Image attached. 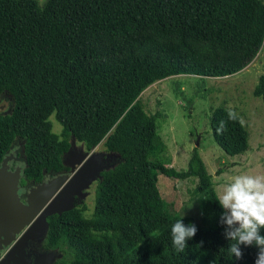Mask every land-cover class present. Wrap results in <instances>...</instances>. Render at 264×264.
Segmentation results:
<instances>
[{
    "label": "trees",
    "instance_id": "obj_1",
    "mask_svg": "<svg viewBox=\"0 0 264 264\" xmlns=\"http://www.w3.org/2000/svg\"><path fill=\"white\" fill-rule=\"evenodd\" d=\"M263 44L264 0H0V99L7 93L15 102L0 116V165L17 138L24 140L23 184L68 171L72 137L87 152L106 140L119 156L101 173L92 218L78 208L46 217L55 264H255L254 246L242 247L240 260L228 251L223 209L198 149L186 172L150 160L165 143L141 95L172 77L235 76ZM254 95L264 101V74ZM229 111L214 108L211 129L221 149L238 156L250 149L249 132ZM159 174L198 179L202 225L170 211ZM182 219L198 232L178 252L171 227Z\"/></svg>",
    "mask_w": 264,
    "mask_h": 264
},
{
    "label": "rangeland",
    "instance_id": "obj_2",
    "mask_svg": "<svg viewBox=\"0 0 264 264\" xmlns=\"http://www.w3.org/2000/svg\"><path fill=\"white\" fill-rule=\"evenodd\" d=\"M46 1L38 0L40 5ZM263 74L264 44L253 63L235 76L223 79L177 76L149 87L142 93L141 102L149 114L158 115L159 134L165 143V149L152 152L150 160L186 172L194 150L198 149L213 176L218 195L221 186L231 183L237 175L264 176V101L254 95ZM14 105L13 97L4 93L0 99V116L11 114ZM218 107H226L242 119L249 132L247 153L229 156L215 141L211 114ZM50 121L53 131L61 135L63 127L55 115ZM70 142L71 149L64 156L68 171L46 174L40 184H23L26 159L24 140L20 138L0 165L5 186L21 210L20 220L14 223L22 224L20 233L25 246L13 252L5 264H55L59 256L45 247V218L49 214L78 208L83 210L85 218H92L101 173L114 168L119 156L108 151L106 140L91 152L73 137ZM157 185L172 213L192 218L195 224L202 225L201 207L205 198L197 192V178L179 180L159 174Z\"/></svg>",
    "mask_w": 264,
    "mask_h": 264
},
{
    "label": "clouds",
    "instance_id": "obj_3",
    "mask_svg": "<svg viewBox=\"0 0 264 264\" xmlns=\"http://www.w3.org/2000/svg\"><path fill=\"white\" fill-rule=\"evenodd\" d=\"M228 117L233 121L238 118L234 111H229ZM225 129V121H220L217 131ZM221 189L216 200L223 209L219 223L229 241L228 251L240 260L244 255L242 247L254 246L258 249L255 264H264V176L237 175ZM197 232L195 224L185 225L183 219L177 220L171 227L173 247L184 252Z\"/></svg>",
    "mask_w": 264,
    "mask_h": 264
},
{
    "label": "flooded vegetation",
    "instance_id": "obj_4",
    "mask_svg": "<svg viewBox=\"0 0 264 264\" xmlns=\"http://www.w3.org/2000/svg\"><path fill=\"white\" fill-rule=\"evenodd\" d=\"M14 211H16V209H14ZM17 219L20 220L18 216L15 219H7L0 215V264H5V262H8V259L12 257L11 255L13 252L17 253L18 251H21L23 247H25L22 245V233H20L22 224L21 222H18L17 225L14 223V220L18 221ZM24 239L26 241L28 240L27 238Z\"/></svg>",
    "mask_w": 264,
    "mask_h": 264
},
{
    "label": "water",
    "instance_id": "obj_5",
    "mask_svg": "<svg viewBox=\"0 0 264 264\" xmlns=\"http://www.w3.org/2000/svg\"><path fill=\"white\" fill-rule=\"evenodd\" d=\"M72 167H75V163H72ZM0 174L3 176V179L0 180V215L7 219H13V218L15 219L17 216L19 217V215L21 214V210L17 204V201H15L16 199L14 195L11 194L10 190L8 189V186H5V182H4L5 178L4 175L2 174V171H0ZM12 183H14V181H12ZM14 209H16V211H14ZM45 223H46V218H45Z\"/></svg>",
    "mask_w": 264,
    "mask_h": 264
},
{
    "label": "bare ground",
    "instance_id": "obj_6",
    "mask_svg": "<svg viewBox=\"0 0 264 264\" xmlns=\"http://www.w3.org/2000/svg\"><path fill=\"white\" fill-rule=\"evenodd\" d=\"M3 179V176L0 174V180H2Z\"/></svg>",
    "mask_w": 264,
    "mask_h": 264
}]
</instances>
